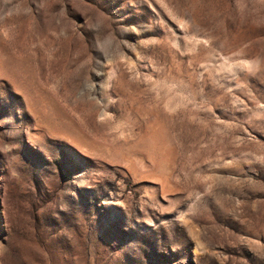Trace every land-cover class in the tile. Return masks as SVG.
I'll return each instance as SVG.
<instances>
[{
    "label": "rangeland",
    "instance_id": "rangeland-1",
    "mask_svg": "<svg viewBox=\"0 0 264 264\" xmlns=\"http://www.w3.org/2000/svg\"><path fill=\"white\" fill-rule=\"evenodd\" d=\"M0 264H264V0H0Z\"/></svg>",
    "mask_w": 264,
    "mask_h": 264
}]
</instances>
